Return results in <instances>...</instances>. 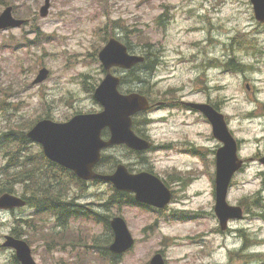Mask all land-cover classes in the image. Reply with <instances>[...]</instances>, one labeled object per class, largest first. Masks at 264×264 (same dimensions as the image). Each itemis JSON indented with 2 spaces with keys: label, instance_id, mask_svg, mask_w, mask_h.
Masks as SVG:
<instances>
[{
  "label": "rangeland",
  "instance_id": "1",
  "mask_svg": "<svg viewBox=\"0 0 264 264\" xmlns=\"http://www.w3.org/2000/svg\"><path fill=\"white\" fill-rule=\"evenodd\" d=\"M44 4L0 0V14L12 6L14 16L26 20L21 28L0 31V139L20 137L42 119L64 122L77 112L102 110L92 92L105 77L97 54L107 27L116 21L119 26L109 30L114 34L109 38L130 43L135 54L145 55L146 45L156 52L149 57V62L155 60L151 72L136 69L121 89L137 92L142 85L151 97L154 107L140 118L147 121L141 128L155 149L141 153L144 160L126 146L107 149L103 156L133 164L134 172L150 169L174 198L164 210L108 207L115 200L108 184L86 189L72 184L68 200L88 204L98 221L79 217L60 230L51 218L34 217L28 207L2 211L0 244L17 226L16 219L32 218L23 239L37 264H110L100 255L113 239L110 219L122 216L135 245L115 264H149L157 252L167 264H264V167L250 163L264 157V25L255 19L250 0H52L42 17ZM229 56L244 64L242 73L227 68ZM42 68L49 75L34 85ZM180 101L217 105L239 156L247 161L227 197L229 204L245 209V218L231 221L225 232L214 210V153L224 144L202 114L191 113ZM160 102L164 104L156 107ZM6 149L0 146V170L7 164ZM38 149L32 146V151ZM114 170L108 165L100 169ZM16 192L21 196L24 190L18 185ZM256 194L263 206L253 205ZM52 232L62 236L48 246L45 238L49 241L46 235ZM14 256V250L0 248V264H16Z\"/></svg>",
  "mask_w": 264,
  "mask_h": 264
},
{
  "label": "water",
  "instance_id": "2",
  "mask_svg": "<svg viewBox=\"0 0 264 264\" xmlns=\"http://www.w3.org/2000/svg\"><path fill=\"white\" fill-rule=\"evenodd\" d=\"M44 1L45 4L40 10L42 17L48 15L51 6V0ZM250 2L255 19L264 24V0ZM24 24V20L14 17L12 7H7L0 14V31L17 29ZM98 59L104 68L105 77L96 87L93 96L102 106V110L76 114L64 122L42 119L26 135L42 146L47 159L72 171L77 178L110 183L118 192L133 194L138 204L164 210L172 203L173 193L155 174L147 171L132 173L123 163L118 164L111 174H101L96 170L104 150L124 145L134 152L142 153L153 147L149 140L140 137L133 130L134 116L150 110L149 99L137 92L121 93V78L112 71L131 70L142 64L145 58L131 53L123 42L113 37L99 51ZM48 75V69H40L33 84L43 83ZM188 106L204 114L212 125L214 137L224 144L216 152L214 210L221 230L226 231L231 220L245 218L241 206H233L227 201L232 180L243 168L245 160L238 156L237 141L229 131L222 114L206 103H189ZM104 130L109 131L107 139L102 136ZM259 162L264 165V157ZM25 206L26 200L21 196L10 193L0 196V211H11ZM110 226L113 241L108 247L109 251L121 257L134 247L135 238L121 216L113 217ZM2 246L14 250L20 264H37L31 247L25 240L8 235ZM149 264H166V260L158 252Z\"/></svg>",
  "mask_w": 264,
  "mask_h": 264
},
{
  "label": "trees",
  "instance_id": "3",
  "mask_svg": "<svg viewBox=\"0 0 264 264\" xmlns=\"http://www.w3.org/2000/svg\"><path fill=\"white\" fill-rule=\"evenodd\" d=\"M117 25L119 26L118 22L114 21L112 25H109L107 27L108 33L103 40L105 43L107 42V38H109V36H114V34L109 33V30ZM125 45L130 51H132L133 48L130 43H126ZM146 47L147 48L144 50L146 52L145 56H156V52L150 50L148 51L150 45H146ZM151 47H153V45H151ZM149 61L150 58H148V61H146L144 64H140L130 71L126 72L129 73L128 75L121 76L120 90L126 89L124 85L128 83V77L131 76L136 71V69L141 68V70H148V72H151V68L155 60H152L151 58V62ZM226 66L233 73H242L244 69V64L240 63L236 58H234V56H229V59L226 62ZM137 81L139 82V84L142 83L141 79H137ZM94 89L95 87L93 88L92 92H94ZM133 91L135 90H126V92L124 93H131ZM136 91L141 94H145L144 92L146 91V89L141 85ZM140 117L141 115H138L134 118L133 128L138 135L145 138L144 132L141 127L143 126V124H146V120H142ZM42 118L49 117L46 116L39 119ZM34 124L35 123H32L27 129H30ZM108 136L109 132L108 130H105L103 132V137L107 138ZM2 145H4L9 150L6 149V154L8 155V159L6 160L7 164L4 165L0 170V195L4 193L17 194L16 188L18 185H20L24 190V192L21 194V197L26 200L25 208L28 207L32 209L34 211V217L45 216L51 218L53 220L52 222L55 229L65 230L71 220L79 217L87 218L90 220H97L95 215L99 214L95 210H92V208H90L88 204H77L74 200H68V197L71 196L72 192L74 191L72 184H75L80 189H86L88 185L103 184L102 181L85 182L79 180L73 174V172L49 161L44 156L41 147L38 144L34 145V143H32L31 140L26 137L25 131L21 132L20 137H17L15 135L9 136V134H7L4 138L0 139V146ZM32 146H37L39 148L38 151H32ZM129 153L136 154V152L132 151H129ZM137 155L140 156L139 158H142L144 160V156H142L141 153H138ZM120 162L121 160L119 161L115 158H111V156L109 155H106L103 156L102 161L98 164L96 169L103 174H111L113 173V171L105 172L100 171V169L104 165H108L111 170H114L116 165ZM127 167L131 172H134L135 166L133 164L128 165ZM146 171L152 172L150 169H147ZM108 186H110L113 192L111 196H115V200L113 199L110 203L106 204L108 207L115 203L118 208H120L121 206L135 207L137 205L132 194L118 192L112 187L111 184H108ZM254 199L255 200L252 203L254 206H257L259 203L257 194L254 196ZM259 204L263 206L262 203ZM263 215L264 214H262V216ZM109 217L110 216L108 215L107 218L109 219ZM31 220L32 218L16 219L15 221L17 226L14 227L11 235L16 238L23 239V236L26 235L27 230L31 227ZM22 221L24 222V224ZM60 236L62 235H57L56 233L52 232L46 235V237H49V241H47L45 238V242L48 246L52 245L54 240ZM110 243L111 241L109 240L105 247L106 252L100 255V257L104 260H107L110 264H115L121 258L112 255L108 251L107 245H109ZM0 248H2L1 244ZM93 248L97 249V247L94 246ZM14 262L16 264H19L15 256Z\"/></svg>",
  "mask_w": 264,
  "mask_h": 264
},
{
  "label": "flooded vegetation",
  "instance_id": "4",
  "mask_svg": "<svg viewBox=\"0 0 264 264\" xmlns=\"http://www.w3.org/2000/svg\"><path fill=\"white\" fill-rule=\"evenodd\" d=\"M259 24H261V23H259ZM261 25H264V24H261ZM248 91H249V93L252 94V95H254V92H256V90H253L252 88L248 89ZM149 101H150V104L153 105V102H152L151 97H149ZM180 103H181L183 106L186 107L187 104H188L189 102L180 101ZM160 104L163 105L164 103H161V102H160ZM187 108H189V107L187 106ZM190 111H191V113L199 114V113H197V111H192V110H190ZM226 119H227V117H226ZM228 124H229V122H228ZM262 156H263V155H262ZM260 159H261V156L258 155V156H256V157H254L253 159H250V160L254 161V162H250V163H255V162H258V163H259V160H260ZM250 160H248V162H249ZM245 163L247 164V161H246V160H245ZM246 164H245V166H246ZM245 166H244V167H245ZM262 166H263V165H262ZM263 167H264V166H263Z\"/></svg>",
  "mask_w": 264,
  "mask_h": 264
}]
</instances>
